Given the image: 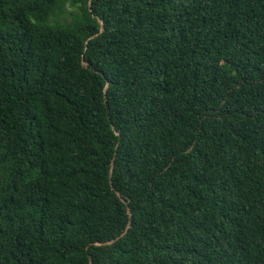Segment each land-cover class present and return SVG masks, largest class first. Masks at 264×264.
Segmentation results:
<instances>
[{"label": "trees", "instance_id": "16d2710c", "mask_svg": "<svg viewBox=\"0 0 264 264\" xmlns=\"http://www.w3.org/2000/svg\"><path fill=\"white\" fill-rule=\"evenodd\" d=\"M91 259L264 264V0H0V264Z\"/></svg>", "mask_w": 264, "mask_h": 264}, {"label": "water", "instance_id": "95a60500", "mask_svg": "<svg viewBox=\"0 0 264 264\" xmlns=\"http://www.w3.org/2000/svg\"><path fill=\"white\" fill-rule=\"evenodd\" d=\"M99 21H100V23H101V30H103V29H104V23H103V20H102L101 18H99ZM84 64L86 65L87 62L84 61ZM107 86H108V84L106 85V88H107ZM114 164H115V159H113V160H112V163H111V166H112V168H111V173H110L111 182H112V175H113V167H114ZM117 193L120 194L118 191H117ZM128 213L130 214V216L132 215L131 210H130L129 207H128ZM130 226H131V220H129V222H128V224H127V228H126V230L123 231V232L121 233V235H119V236H117V237H115V238H113V239H111V240L101 241V242H99V244H100V245H108V244L114 243L116 240H118L120 237H122V236H124V235L126 234V232L128 231V229L130 228ZM91 264H93L92 259H91Z\"/></svg>", "mask_w": 264, "mask_h": 264}]
</instances>
